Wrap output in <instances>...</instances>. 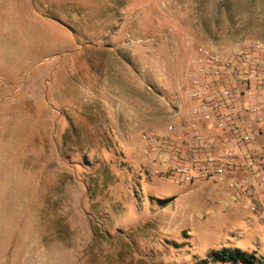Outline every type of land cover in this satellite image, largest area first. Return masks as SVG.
Returning a JSON list of instances; mask_svg holds the SVG:
<instances>
[{
  "label": "rangeland",
  "instance_id": "1",
  "mask_svg": "<svg viewBox=\"0 0 264 264\" xmlns=\"http://www.w3.org/2000/svg\"><path fill=\"white\" fill-rule=\"evenodd\" d=\"M256 41L264 0H0V264L264 262L244 200L162 179L139 150L189 107L199 48Z\"/></svg>",
  "mask_w": 264,
  "mask_h": 264
},
{
  "label": "built area",
  "instance_id": "2",
  "mask_svg": "<svg viewBox=\"0 0 264 264\" xmlns=\"http://www.w3.org/2000/svg\"><path fill=\"white\" fill-rule=\"evenodd\" d=\"M187 96L190 105L176 110L177 123L141 135L140 152L154 175L177 185L224 184L264 223V44L230 55L199 48Z\"/></svg>",
  "mask_w": 264,
  "mask_h": 264
},
{
  "label": "trees",
  "instance_id": "3",
  "mask_svg": "<svg viewBox=\"0 0 264 264\" xmlns=\"http://www.w3.org/2000/svg\"><path fill=\"white\" fill-rule=\"evenodd\" d=\"M212 259L233 264H264V262L258 260L255 255L244 253L238 249H224L222 251L215 252L212 254ZM203 263H208V261H204Z\"/></svg>",
  "mask_w": 264,
  "mask_h": 264
},
{
  "label": "crops",
  "instance_id": "4",
  "mask_svg": "<svg viewBox=\"0 0 264 264\" xmlns=\"http://www.w3.org/2000/svg\"><path fill=\"white\" fill-rule=\"evenodd\" d=\"M124 88V86H105V88H108V90H110L112 93L113 92H115V91H118L120 88ZM137 86H131L130 88H132L131 89V91H133L134 92V90H135V88H136ZM149 89V88H148ZM111 94V93H110ZM113 95H111V97H112ZM120 102V103H119ZM125 101L123 102V100H121V101H118V99L117 98H115V100H114V102H112L111 103V106H114V107H116L117 108V118H120L121 116L123 117L124 116V111H123V109H120V107H124V105H125ZM121 110V111H120ZM118 111H120V112H118ZM171 118H176L175 117V115H174V117L173 116H171ZM121 125H126V122H124L123 120H121Z\"/></svg>",
  "mask_w": 264,
  "mask_h": 264
}]
</instances>
